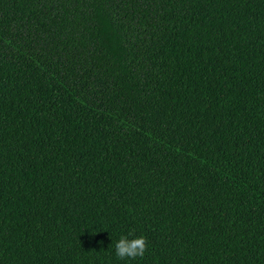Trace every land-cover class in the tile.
Listing matches in <instances>:
<instances>
[{"label":"trees","instance_id":"trees-1","mask_svg":"<svg viewBox=\"0 0 264 264\" xmlns=\"http://www.w3.org/2000/svg\"><path fill=\"white\" fill-rule=\"evenodd\" d=\"M0 264H264V0H0Z\"/></svg>","mask_w":264,"mask_h":264},{"label":"clouds","instance_id":"clouds-1","mask_svg":"<svg viewBox=\"0 0 264 264\" xmlns=\"http://www.w3.org/2000/svg\"><path fill=\"white\" fill-rule=\"evenodd\" d=\"M133 232L134 230L128 236H121L115 243V255L117 258L124 260L126 258L136 259L144 257L148 250L147 239L144 236L133 237Z\"/></svg>","mask_w":264,"mask_h":264}]
</instances>
